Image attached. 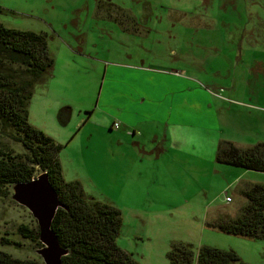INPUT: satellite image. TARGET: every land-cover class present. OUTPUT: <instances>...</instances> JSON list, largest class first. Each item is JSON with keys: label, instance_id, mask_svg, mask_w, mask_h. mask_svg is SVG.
Instances as JSON below:
<instances>
[{"label": "rangeland", "instance_id": "obj_1", "mask_svg": "<svg viewBox=\"0 0 264 264\" xmlns=\"http://www.w3.org/2000/svg\"><path fill=\"white\" fill-rule=\"evenodd\" d=\"M0 8L5 26L47 35L54 65L33 89L29 122L62 145L66 181H79L87 196L120 211L121 249L140 264H173L169 253L186 247L196 264L198 250L211 245L264 264V237L209 224L238 217L243 192L264 183V172L216 159L222 141L264 142V0H0ZM143 67L153 75L134 70ZM120 72L135 91L183 76L192 89L183 101L192 113L205 111V126L190 119L168 129L165 121L139 119L115 128L116 119L150 103L115 94ZM16 136L2 134L0 147L23 157ZM234 169L246 175L229 184ZM12 194L0 184V251L43 262L39 245L20 232L22 225L39 232L38 222Z\"/></svg>", "mask_w": 264, "mask_h": 264}, {"label": "trees", "instance_id": "obj_2", "mask_svg": "<svg viewBox=\"0 0 264 264\" xmlns=\"http://www.w3.org/2000/svg\"><path fill=\"white\" fill-rule=\"evenodd\" d=\"M53 65L46 34L10 28L0 21V136L15 132L16 139L27 151L19 157L0 147V184L10 187L43 172L48 174L66 206L58 209L52 225L61 246L69 250L63 256V264H140L117 244L122 226L120 211L87 196L79 181H66L59 159L62 145L29 122L28 106L33 89ZM65 118L66 115L62 117ZM216 159L222 164L264 172V142L240 147L232 141H222ZM243 194L247 203L238 217H221L209 224L229 234L263 238L264 183L252 184ZM20 232L42 246L39 232L25 225L20 227ZM193 256V251L186 247L169 253L173 264H192ZM0 264L44 263L0 251ZM196 264L252 263L243 261L232 249L204 245L198 250Z\"/></svg>", "mask_w": 264, "mask_h": 264}, {"label": "crops", "instance_id": "obj_3", "mask_svg": "<svg viewBox=\"0 0 264 264\" xmlns=\"http://www.w3.org/2000/svg\"><path fill=\"white\" fill-rule=\"evenodd\" d=\"M126 68V67H123ZM146 68L147 70H141V69H134V70H138L144 74L147 75H153L152 73L148 72V69H152L150 67H143ZM168 74V72H165ZM120 73H117L114 75V80L115 82L117 81L118 83L122 84V86H118V90H117V95H120L122 92L125 94L126 92L129 93L131 96H133L132 98V102H136L137 99L140 101L139 103H144L146 102L148 99L150 102L148 107L146 109H143L144 111L142 112V110L139 109H134L136 110L137 113L134 114V116H130L129 118H124L123 121L121 120H115V122H120V127L123 124H126L127 126H132L135 123L138 122V120H143V121H151V122H163L165 121L167 128L169 129L171 126H173L175 123H182V122H190V119H192V124H198V126L200 127L202 124L203 126H205V122L202 121V119L199 117V112H205L202 111L201 108H199V106L197 107L196 112H198L197 114L192 113L195 111H192V109L190 108V104L187 103V101H183V99L185 98L184 95H186L189 91H191V87L189 86V82H187L186 80H184L183 76H178V75H174L173 77L170 78V80L167 81V84H162L159 86H153L152 88H147L144 89L143 87H137V91L135 90H129L128 88H126L125 85V79L121 78ZM171 75V74H170ZM120 80H122L120 82ZM110 81H112V79L110 78ZM113 86V87H112ZM112 88L110 87V92H115V84L112 82ZM123 87V88H122ZM122 88V89H120ZM138 93H142L140 96H137ZM194 94L196 95V92H194ZM136 97V98H134ZM143 97V98H141ZM188 98V97H187ZM130 102V101H129ZM129 102L126 103V107L128 106ZM207 103V102H206ZM208 105V103H207ZM152 110V112H150ZM168 112H165V111ZM191 115V116H190ZM179 117L182 118L183 121L179 122V121H173L174 117ZM150 119V120H149ZM204 120V119H203ZM196 121V122H195ZM114 122V123H115ZM142 122V121H141ZM194 122V123H193ZM190 123V124H191ZM201 123V124H199ZM189 125V124H188ZM136 131H134L133 134H135ZM141 143L138 142V145H140ZM194 145V144H193ZM186 146V145H185ZM187 150L188 147L186 146ZM179 149V148H178ZM184 150V146L182 144L181 148L179 149V155H182V152ZM234 177L231 181V183H235L237 182L242 176L246 175V172L242 171L239 172L238 170H232ZM85 186H83L84 188Z\"/></svg>", "mask_w": 264, "mask_h": 264}, {"label": "water", "instance_id": "obj_4", "mask_svg": "<svg viewBox=\"0 0 264 264\" xmlns=\"http://www.w3.org/2000/svg\"><path fill=\"white\" fill-rule=\"evenodd\" d=\"M11 198L26 207L39 225V240L42 246L36 250L44 264H63V256L69 253L61 246L59 238L52 228L53 220L60 207H66L59 198L46 172L27 182H15L10 185Z\"/></svg>", "mask_w": 264, "mask_h": 264}, {"label": "built area", "instance_id": "obj_5", "mask_svg": "<svg viewBox=\"0 0 264 264\" xmlns=\"http://www.w3.org/2000/svg\"><path fill=\"white\" fill-rule=\"evenodd\" d=\"M177 73H178V72H177ZM114 127H115V128H119V127H120V122H115V123H114ZM226 198H227V200H226L227 202H230V201H231V197H230V196L227 195ZM226 198H225V199H226Z\"/></svg>", "mask_w": 264, "mask_h": 264}]
</instances>
